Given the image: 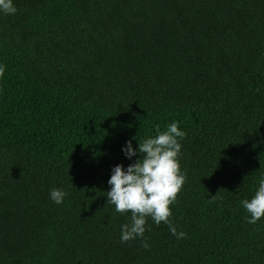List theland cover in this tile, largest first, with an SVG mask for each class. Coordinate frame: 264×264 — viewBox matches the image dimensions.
Returning a JSON list of instances; mask_svg holds the SVG:
<instances>
[{
	"label": "trees",
	"instance_id": "obj_1",
	"mask_svg": "<svg viewBox=\"0 0 264 264\" xmlns=\"http://www.w3.org/2000/svg\"><path fill=\"white\" fill-rule=\"evenodd\" d=\"M0 14V264H264V0H13ZM177 122L170 220L120 243L126 140ZM133 147L137 141L132 140ZM68 195L60 205L49 190Z\"/></svg>",
	"mask_w": 264,
	"mask_h": 264
},
{
	"label": "clouds",
	"instance_id": "obj_2",
	"mask_svg": "<svg viewBox=\"0 0 264 264\" xmlns=\"http://www.w3.org/2000/svg\"><path fill=\"white\" fill-rule=\"evenodd\" d=\"M16 11L13 0H0V14L14 15ZM3 71L4 66L0 65V75ZM154 132L155 135L139 141L135 136L125 141L121 146L124 157L129 160L138 158L126 166L119 163L112 166L106 191V200L114 206L116 213H129L128 222L120 225V243L141 238L145 249L149 247L144 239L148 218L155 225L165 224L170 234L178 240L187 235L182 230L177 231L171 222L169 207L175 203L176 195L185 181L179 157L182 147L180 140L186 133L178 127L177 122L167 124L163 130L157 127ZM133 139L137 141L135 147ZM67 195L62 188L49 190V199L56 205H60ZM240 204L248 214L245 216L248 224H255L264 217V174H261L251 197L242 199Z\"/></svg>",
	"mask_w": 264,
	"mask_h": 264
}]
</instances>
